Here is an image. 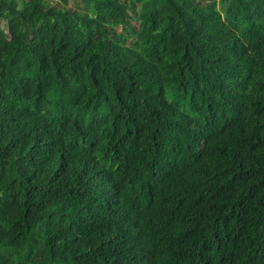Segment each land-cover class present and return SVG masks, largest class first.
<instances>
[{"label":"trees","instance_id":"trees-1","mask_svg":"<svg viewBox=\"0 0 264 264\" xmlns=\"http://www.w3.org/2000/svg\"><path fill=\"white\" fill-rule=\"evenodd\" d=\"M0 264H264V0H0Z\"/></svg>","mask_w":264,"mask_h":264},{"label":"rangeland","instance_id":"rangeland-1","mask_svg":"<svg viewBox=\"0 0 264 264\" xmlns=\"http://www.w3.org/2000/svg\"><path fill=\"white\" fill-rule=\"evenodd\" d=\"M122 3H123L125 6H127V5H126V2H123V1H122ZM71 5H72V4H71ZM128 21H129L128 24L131 26L132 29H137L138 24H139V20H138V18L135 16V14H133L132 12H130V14H129V20H128ZM117 30H121V27L117 28Z\"/></svg>","mask_w":264,"mask_h":264}]
</instances>
